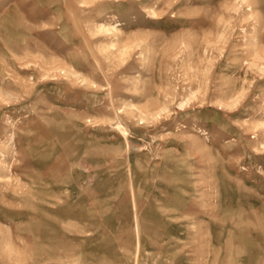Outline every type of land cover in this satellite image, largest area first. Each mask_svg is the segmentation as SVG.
<instances>
[{
    "label": "rangeland",
    "instance_id": "obj_1",
    "mask_svg": "<svg viewBox=\"0 0 264 264\" xmlns=\"http://www.w3.org/2000/svg\"><path fill=\"white\" fill-rule=\"evenodd\" d=\"M0 264H264V0H0Z\"/></svg>",
    "mask_w": 264,
    "mask_h": 264
}]
</instances>
